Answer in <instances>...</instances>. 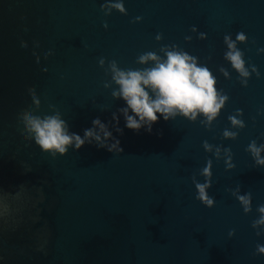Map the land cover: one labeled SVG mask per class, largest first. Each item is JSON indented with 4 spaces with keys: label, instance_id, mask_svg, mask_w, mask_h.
Here are the masks:
<instances>
[{
    "label": "water",
    "instance_id": "95a60500",
    "mask_svg": "<svg viewBox=\"0 0 264 264\" xmlns=\"http://www.w3.org/2000/svg\"><path fill=\"white\" fill-rule=\"evenodd\" d=\"M114 3L125 14L102 10ZM240 32L246 82L225 59ZM168 51L194 57L227 100L210 123L176 115L129 131L111 65L143 71L140 56ZM29 115H59L81 137L99 119L122 151L42 153ZM252 143L264 149V0H0V264H264ZM205 183L211 207L197 199Z\"/></svg>",
    "mask_w": 264,
    "mask_h": 264
},
{
    "label": "clouds",
    "instance_id": "9594fccd",
    "mask_svg": "<svg viewBox=\"0 0 264 264\" xmlns=\"http://www.w3.org/2000/svg\"><path fill=\"white\" fill-rule=\"evenodd\" d=\"M104 9H115L121 14H125L122 3L102 5ZM107 14V12L105 13ZM246 40L244 33L236 35V40L225 37V43L229 51L225 54L233 69L242 78L249 76L248 70L244 66L242 53L236 48V43H243ZM166 58L161 60L153 53H147L139 57L141 64L152 62L153 66L143 71H124L117 68L115 63L111 65L112 79L117 85V91L113 92V97L121 99L125 108L122 115L125 120V128L138 133L143 127L149 133L152 126L163 119L167 121L170 117L181 115L194 120L197 115H202L210 123L214 120L223 108L227 97L220 95L216 91V81L210 71L203 66H198L196 59L187 53L179 51L166 52ZM102 63V62H101ZM255 72V68L252 69ZM227 75V73H225ZM38 103V101H34ZM115 120L116 118L113 117ZM233 126L243 127L242 121L230 117ZM24 128L31 136L35 146L42 152L53 157L65 156L69 148L81 149L84 144L95 141L99 148H106L109 152L122 151L119 148V141L107 145L105 141L112 139V134L108 127L99 119L92 121V128L85 129L83 137L76 133H69L67 124L59 115H50L43 118L29 115L25 117ZM119 132L120 129L117 128ZM234 133L225 131L224 136L234 137ZM205 149L211 148L205 144ZM255 163L264 166V159H261L262 148L256 147L255 143L249 145ZM219 155V149L216 151ZM231 168L230 162L226 161ZM202 174L210 177V164L203 169ZM210 184H197V199L207 207L213 205V200L206 195V189ZM244 207L245 212L249 211L250 198L238 197ZM258 211L261 213L256 224L264 225V206ZM257 253L264 255V246H257Z\"/></svg>",
    "mask_w": 264,
    "mask_h": 264
}]
</instances>
